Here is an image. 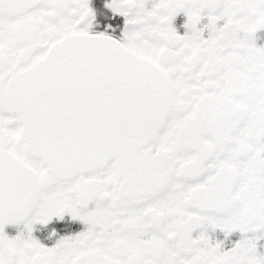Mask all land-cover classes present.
I'll return each mask as SVG.
<instances>
[{
  "label": "snow or ice",
  "instance_id": "6c2138e0",
  "mask_svg": "<svg viewBox=\"0 0 264 264\" xmlns=\"http://www.w3.org/2000/svg\"><path fill=\"white\" fill-rule=\"evenodd\" d=\"M0 264H264V0H0Z\"/></svg>",
  "mask_w": 264,
  "mask_h": 264
}]
</instances>
